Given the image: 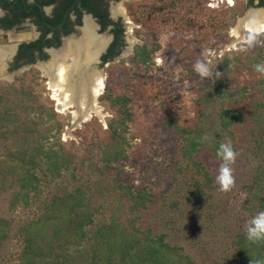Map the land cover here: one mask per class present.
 Masks as SVG:
<instances>
[{"label":"trees","instance_id":"trees-1","mask_svg":"<svg viewBox=\"0 0 264 264\" xmlns=\"http://www.w3.org/2000/svg\"><path fill=\"white\" fill-rule=\"evenodd\" d=\"M185 1L130 0L127 9L143 27L152 30L172 25L190 32L203 27L201 12L192 15L182 12L180 5ZM239 3L236 1L235 10ZM241 9L244 12L245 6ZM123 31L121 28L120 32ZM158 49L157 43L144 41L119 63L129 61L134 68L138 64L147 67ZM246 59L255 66L263 64L264 42L249 48ZM244 65L238 50L231 49L214 58L213 77L201 93L205 110L199 123L191 129L177 126L183 138L184 166L194 168L200 178L188 183L184 192L171 195L165 214L166 230L160 234L138 224L139 212L153 203L154 195L147 189L135 192L119 177L122 170L118 164L128 158L131 147L126 135L133 120L130 103L134 96L152 94L147 82L139 80L136 73L128 77L124 86L132 95H116L108 85L102 100L108 102L112 113L107 119L109 137H100L96 130L87 144L72 141L68 145L61 138L65 122L37 92L41 78L38 68L19 72L12 82L1 81L0 264L7 244L13 239L21 246L15 264H198L184 245L173 244L167 238L181 237L195 243L197 232L181 226L186 223L185 217L197 212L202 218L213 210L214 178L197 158L198 152L207 147L222 159L218 155L220 145L234 136L231 127L235 123L244 122L243 112L233 103L247 99L250 88L245 85L230 89V80L236 77L234 67ZM216 71L220 72L219 78ZM159 94H167L160 85L154 95ZM261 97L264 98V77L253 96L250 112L252 172L250 183L244 188L247 198L243 208L252 218L264 211ZM21 206L35 208V215L16 221L12 214ZM231 238L230 249L220 256L221 260L212 259L210 264H264V240L250 242L246 230L234 232Z\"/></svg>","mask_w":264,"mask_h":264},{"label":"rangeland","instance_id":"rangeland-1","mask_svg":"<svg viewBox=\"0 0 264 264\" xmlns=\"http://www.w3.org/2000/svg\"><path fill=\"white\" fill-rule=\"evenodd\" d=\"M129 1L120 0L116 4V7L125 8V12L121 14V21L126 32V49L113 61L105 64H101V61L93 62L84 66L86 73L97 69L105 75L106 87L99 97V103L104 110L103 117L93 115L88 121L74 124L75 118L71 111L74 108L59 111L55 100L52 99L48 83L51 79L43 70L44 66L39 69L41 78L36 86L37 92L42 95V100L55 107L59 117L65 122L62 140L68 145L72 141H83L87 144L96 135V130L99 131L100 137H109L107 119L112 116V113L108 102L102 100L107 86L110 85L116 95H132L133 93L124 86V83L135 73L139 80L148 83L149 92L152 94L134 96L130 103L133 120L129 122V131L126 135L131 147L127 152L128 158L118 165L122 170L119 177L123 182L131 185L135 192L147 189L154 195L153 203L149 204L146 210L139 212L138 224L143 229H151L154 234H160L166 230L165 214L167 210L169 211L171 195L179 191L184 192V187L188 183L195 178H200L194 168L184 166L181 155L183 138L182 133L177 129V126L186 129L195 127L200 121L201 113L205 110L201 93L210 78L202 80L195 72L194 65L197 60H206L212 64L214 58L231 49L240 51L245 65L234 67L236 77L230 80V89L247 85L250 92L247 99L240 100L237 104L233 103L236 109L243 112L244 122L235 123L231 127L234 136L226 141V144H230L236 153L234 161L227 165L230 176L224 177L229 187L227 190H222L217 180L224 164L223 159L216 157L207 147H202L197 158L214 178L213 210L206 217L201 218L197 212H194L195 215L185 217L186 223L181 226L197 232L196 244L182 240L181 237L167 238L173 244L184 245L186 251L192 254L198 264H210L213 263L212 259L221 260L220 256L230 249L233 233L245 231L247 223L252 219L243 208L247 198L244 188L250 183L252 172L249 151L252 147L253 120L250 112L253 96L264 73L257 72L255 65L247 62L246 56L249 48L264 42V32L245 31L242 38H238L233 34V28L237 26L240 18L248 16L252 10H264V6H258L256 4L258 0H253L252 5L248 3L252 0H237L240 3L235 10L236 5L229 4L227 0H186L180 5L182 12L189 15L201 12L205 22L203 27L184 32L175 29L172 25L155 30L143 27L128 11ZM243 6H245L244 12L241 9ZM209 15L217 16V18L209 17ZM131 25L132 28H130ZM84 27L78 28L69 40H82L87 30ZM94 30L99 36L108 39L107 43L110 41L111 35L108 30L97 31L96 26ZM144 41L159 45L149 66L138 64L134 68L129 61L119 63L122 58L133 54L136 45ZM68 46L66 41L57 49V52H66ZM85 56L83 52L81 64ZM52 58L53 55L49 56L47 63ZM7 62L9 60L6 59L2 64L7 66ZM20 69L4 70L0 75V82L14 81L19 72L25 71ZM159 85L163 91H166V95H154ZM263 99L261 97V100ZM2 210H6L5 203L2 204ZM183 211L187 212L186 209ZM35 212V208L21 206L12 215L16 221L21 222L33 217ZM20 250L19 241L10 240L6 246L2 264L17 263Z\"/></svg>","mask_w":264,"mask_h":264},{"label":"flooded vegetation","instance_id":"flooded-vegetation-1","mask_svg":"<svg viewBox=\"0 0 264 264\" xmlns=\"http://www.w3.org/2000/svg\"><path fill=\"white\" fill-rule=\"evenodd\" d=\"M75 1L0 0V50H5L8 45L12 44V48L5 53L3 59V61L9 60L7 66H0L1 75L6 69L17 70L26 65L38 69H42L44 66L43 70L48 75L47 66L53 64L55 67L59 56L64 53L63 51L57 52V49L63 46L66 41L70 46L69 41L71 39L69 40V38L78 28L85 26L84 29H87L89 21L93 23V31L94 26H96L97 31L108 30L111 35L106 51L101 54L98 60L93 61L92 59L91 63L101 61V64H105L120 56L126 49V32L125 30L120 32V29L124 28L121 21L123 12H121L122 8L116 7L120 0H79L71 9ZM263 1L258 0L256 4L259 6ZM251 2L254 3L253 0L248 1V3ZM25 32L31 33V36L19 39V35ZM94 34L99 36L96 31ZM99 37L102 38V36ZM72 41L82 43L84 39ZM107 41L108 39L106 43ZM83 52L85 53L82 50L81 56ZM117 52H119L118 55H112ZM55 54L56 59H53ZM51 55L53 58L47 63L48 57ZM105 58H107L106 62L104 61ZM84 66L82 65L80 69L84 70Z\"/></svg>","mask_w":264,"mask_h":264},{"label":"bare ground","instance_id":"bare-ground-1","mask_svg":"<svg viewBox=\"0 0 264 264\" xmlns=\"http://www.w3.org/2000/svg\"><path fill=\"white\" fill-rule=\"evenodd\" d=\"M236 1L227 0L232 5ZM121 12H125L124 7H122ZM92 28L93 23L89 21L83 38L84 41L81 43L70 40L68 52H64L59 56L61 59L58 58L55 67H53V64L47 66V73L51 79L48 83L52 99L55 100L59 111H67L73 107L74 109L71 111L76 123L88 121L93 115L100 117L104 115L103 107L99 103V97L104 93L106 87L105 75L97 69L89 71L86 75L84 70L80 69L82 65L88 66L92 59L95 61L104 44H107V39L96 36ZM130 28H132V25ZM245 31L252 33L264 32L263 9L252 10L248 16L240 18L237 26L233 28V34L238 38H242V34ZM29 36H31V33L25 32L19 35V39L28 38ZM11 48L12 44L8 45L7 49L0 50V66H3L2 61L5 53ZM82 50L85 51L86 56L81 64L82 56L80 53ZM53 59H56V54Z\"/></svg>","mask_w":264,"mask_h":264},{"label":"clouds","instance_id":"clouds-1","mask_svg":"<svg viewBox=\"0 0 264 264\" xmlns=\"http://www.w3.org/2000/svg\"><path fill=\"white\" fill-rule=\"evenodd\" d=\"M255 68L257 72L264 73V64H257ZM194 70L202 80L213 77L212 66L206 60H197L194 65ZM215 75L219 78L220 72L216 71ZM218 155L223 159L224 164L221 167L220 176L217 177V180L221 185V189L227 190L229 183H225L224 177L226 175L230 176V169L227 165L234 161L236 153L230 144H221L218 149ZM246 238L253 243L264 240V211L257 212L247 223Z\"/></svg>","mask_w":264,"mask_h":264},{"label":"water","instance_id":"water-1","mask_svg":"<svg viewBox=\"0 0 264 264\" xmlns=\"http://www.w3.org/2000/svg\"><path fill=\"white\" fill-rule=\"evenodd\" d=\"M78 2H79V0H76V1L74 2V4L71 6V9H72V8H73ZM94 31H95V30H94ZM15 45H17V43H15ZM107 46H108V43L104 45V47H103L102 50L100 51V54L98 55V57H97L96 60H98V59L100 58L101 54H102L104 51H106ZM96 60H95V61H96ZM29 67H30V66H25L23 69H20V70L28 69ZM74 124H76L75 121H74Z\"/></svg>","mask_w":264,"mask_h":264}]
</instances>
